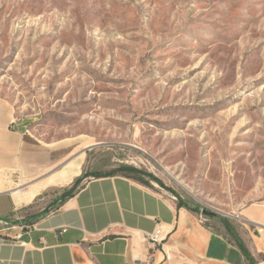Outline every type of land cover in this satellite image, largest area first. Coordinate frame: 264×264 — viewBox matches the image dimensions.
I'll use <instances>...</instances> for the list:
<instances>
[{
  "label": "rangeland",
  "instance_id": "374dc122",
  "mask_svg": "<svg viewBox=\"0 0 264 264\" xmlns=\"http://www.w3.org/2000/svg\"><path fill=\"white\" fill-rule=\"evenodd\" d=\"M0 97L87 173L144 170L238 231L264 205V0H0Z\"/></svg>",
  "mask_w": 264,
  "mask_h": 264
},
{
  "label": "crops",
  "instance_id": "0c3cea01",
  "mask_svg": "<svg viewBox=\"0 0 264 264\" xmlns=\"http://www.w3.org/2000/svg\"><path fill=\"white\" fill-rule=\"evenodd\" d=\"M26 126L0 97V264H246L208 216L132 178L87 173V143ZM246 214L238 235L264 263V205ZM157 227L161 245L145 240Z\"/></svg>",
  "mask_w": 264,
  "mask_h": 264
},
{
  "label": "trees",
  "instance_id": "16d2710c",
  "mask_svg": "<svg viewBox=\"0 0 264 264\" xmlns=\"http://www.w3.org/2000/svg\"><path fill=\"white\" fill-rule=\"evenodd\" d=\"M94 176H111V175H123L129 178H132L139 183L148 186V181H154L158 184H162L156 177H154L152 174L141 170L137 169L132 166L128 165H122L119 166L116 169H112L108 172H94L92 173ZM88 176V174H84L82 177ZM81 178L77 179L73 185L64 192V196L70 195L73 190L78 186ZM63 197L60 199V203L63 201ZM178 205L180 206H185L188 209H190L193 212H198L201 213L202 208H197V207H190L187 203L184 201L179 200L176 198ZM202 214V213H201ZM208 216L213 222L214 226H217L218 228H221L225 231V234L230 238L229 241H232L233 244L238 248L242 256L244 257V260L246 261V264H257L256 260L252 257L251 253L248 251V249L245 247L244 243L240 239L236 227L231 223L230 219L219 215V214H204Z\"/></svg>",
  "mask_w": 264,
  "mask_h": 264
},
{
  "label": "built area",
  "instance_id": "2783aa9c",
  "mask_svg": "<svg viewBox=\"0 0 264 264\" xmlns=\"http://www.w3.org/2000/svg\"><path fill=\"white\" fill-rule=\"evenodd\" d=\"M164 238L165 235L160 227L155 228L151 233L145 235V240L153 245H161Z\"/></svg>",
  "mask_w": 264,
  "mask_h": 264
},
{
  "label": "water",
  "instance_id": "95a60500",
  "mask_svg": "<svg viewBox=\"0 0 264 264\" xmlns=\"http://www.w3.org/2000/svg\"><path fill=\"white\" fill-rule=\"evenodd\" d=\"M201 213H202V214H217V213H215V212H211V211H209V210H207V209H205V208L201 209Z\"/></svg>",
  "mask_w": 264,
  "mask_h": 264
}]
</instances>
